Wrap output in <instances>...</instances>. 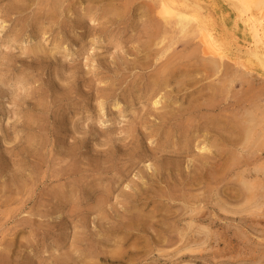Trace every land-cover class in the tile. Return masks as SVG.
<instances>
[{
    "label": "rangeland",
    "instance_id": "obj_1",
    "mask_svg": "<svg viewBox=\"0 0 264 264\" xmlns=\"http://www.w3.org/2000/svg\"><path fill=\"white\" fill-rule=\"evenodd\" d=\"M158 1L0 0V264H90L96 246L105 251L102 256L114 259L99 264H264V215L245 221L241 214L226 212L229 220L212 222L216 208L210 203L200 221L215 234L208 248L195 251L198 257L177 254L178 241L158 240L154 228L162 227L161 221L151 229H135L119 245L124 232L118 227L133 213L157 206L163 213L186 211L183 197L171 201L166 196L173 189L168 181L175 180L179 192L196 196V205L209 198L205 187L182 185L175 174L149 177L147 163L178 157L171 154V145L179 133L167 110L177 106L178 114L205 101L211 89L219 91L217 100L222 94L221 105L235 120L243 100L252 108L260 95L264 103V82L251 68H245L243 88L239 65L222 66L217 73L205 67L210 62L203 58L195 34H184L175 20L158 17ZM153 26L161 32L154 33ZM166 73L173 74L169 82L159 81L157 75ZM118 102L121 108L115 107ZM202 136L193 155L204 144ZM263 144L264 138L255 165L264 166ZM238 155L228 191L239 186V173L246 168ZM223 183L209 193L213 203L223 198ZM126 191L152 193L156 200L137 204ZM231 203L232 208L238 204ZM183 218L185 228L188 217ZM179 236L174 232V240Z\"/></svg>",
    "mask_w": 264,
    "mask_h": 264
},
{
    "label": "bare ground",
    "instance_id": "obj_2",
    "mask_svg": "<svg viewBox=\"0 0 264 264\" xmlns=\"http://www.w3.org/2000/svg\"><path fill=\"white\" fill-rule=\"evenodd\" d=\"M157 6L160 7V9L156 12L158 17L164 19L166 22H169V23L175 20L179 26L180 31H182L184 34H188L189 32H192L193 34H195V37L198 40L199 50L201 51L203 58L206 60L209 59L208 62H210V64L207 62L208 65H206L205 67L208 66L210 69H212V71L214 68L216 69L215 73H217L219 72V69L222 66L224 70L225 69L224 66L228 65L232 67V65L234 64L239 65L241 67V70H240L241 71V81L240 82L242 84V87L245 84L247 80V76H248V72H246L245 68H251L252 74L258 76L257 79L264 82V0H159ZM245 10L247 11L246 13H244ZM158 22H156V26H158L157 24ZM159 24L161 25V22ZM156 26H153V28ZM156 28L159 30L154 29L153 32L156 34H159L161 30L158 27ZM151 37H154V35H151ZM150 38L149 40L152 39ZM173 40L171 39V41ZM152 41L155 44L157 42V41H154V38ZM150 42L151 41H149V46L152 45L151 43H153V42L151 43ZM144 43L147 44L146 42ZM247 43L249 44V48H245V45ZM170 45H171V42H170ZM151 48L153 49V47H150V49ZM158 52H159V49H158ZM198 57L200 56L198 55ZM200 60H201V57H200ZM187 62L189 63V61ZM192 63H195V62H192ZM174 64L176 63L174 62ZM160 70L161 68L159 69V71ZM171 71L170 72L168 71V73H171ZM172 75L173 74H171V76ZM210 75H212V73ZM157 76L159 77L158 80L159 81L162 80L163 83L169 82L170 77H171V76L169 77L167 73L166 75L163 74V75H160V76L157 75ZM181 76L183 78V75ZM182 80L181 82L178 80L180 84H183V82L184 83L186 82V80L184 81ZM219 85L221 86V83L220 84L218 83V87ZM179 88H181V86H179L178 89ZM210 88L212 87L210 86ZM167 93H166V96H167ZM218 94H220L218 90L211 89V93H209L208 95L206 94V97L204 99L205 101H202L201 103L196 102V104H191V106L189 105L187 107H185V104H184V106L182 107L183 108L185 107V108L184 109L182 108L183 109L182 112H179L178 114L176 110L174 109L175 107L177 108V106L173 107V104H172L173 109L167 110V111H170V116L169 115L168 116H169V120L170 119L172 120V118L173 119L175 118V122H174V125H176L175 131L179 133V136L177 139H174L172 141L173 144L171 145V147H172L173 152L171 154L175 155V157L176 156L178 157L174 158L170 156V157H167L165 160H162V162L160 163L156 161L149 162L146 164V167H147V170L150 172L148 174L150 175L149 177L151 180H155L157 179V177H159L160 179L161 177L165 176L166 173H168L169 176H172L173 174H175V176L176 175L180 176V177H176L179 179L180 184L187 185V186L191 185L192 187L193 185L197 184L198 186L205 187L206 191L209 193L215 191L219 187V184L224 182L223 184H225L226 188L224 192L222 191V193H224L225 197L223 196L221 200L218 199L215 203H213V200L210 194L208 193L207 195L209 198L208 200L206 199L207 201H204L205 202L204 205L202 204V202L196 205L195 203L198 200L196 196L192 197L191 194L187 191L179 192L180 188H178L177 182L175 180L173 183H171V181H168L169 185L173 184L172 185L173 189L171 190V193L169 194L166 193V196L168 197L169 200H171L173 197H181V198L183 197V199L186 200V206H185L186 209H184L186 211H184L183 213H178L176 211H171L167 209V211L163 213L161 212L162 209L157 206L155 207V209H151L148 213H145L144 209H141V211H139L137 215L136 213H133L129 221H122L118 227L119 231L124 232V234L122 236H119L120 238H118V241H120V243L118 242L119 245L122 246L123 244L127 243L129 239L133 236L134 234L133 231L135 229L147 230L148 228L153 227L157 222L161 221L160 226L162 227L158 229L154 228V231H156L155 235H158L159 237L158 240H162V238L164 237V239H166L169 242L175 243L178 241L179 243H181V245H179L177 248L175 246L177 254L182 253V256L196 257L197 254L195 251H197L198 248L200 249L201 247L202 249H204L205 247L208 248L211 245V239L212 237H214V234H215V231L212 230V228L209 225L202 224L200 221V220H205L204 217L207 214H206V211L202 209L203 207H205V205L207 206L208 203L215 205L214 208H216V211L213 214H211V217H210L212 222L214 220H223V219L229 220L230 217L226 214V212L227 213L234 212L235 214H241L239 216L240 220H245V221L246 220L253 221L252 215L254 216V218H256L257 216L263 217L264 215V166H262L261 163L259 165L258 164L255 165V163H257L256 160L258 159V155H256V152H257V149H259L260 144L264 138V103H261L263 98H261V96L258 95L259 97L256 98V101L255 100L252 101L253 107L249 108L248 105H246V103L245 104L242 103L244 100L242 101L243 97L240 96L241 99L239 98L238 101H242L240 103V107L242 109L239 108L240 110L238 114L240 113V115L234 116L236 118L235 120L232 116H230L226 107L221 105L224 99L221 96L222 94L219 97L220 99L217 100ZM200 98L202 99L204 98V96H200ZM154 101H155L154 106L159 105V100H154ZM121 106L122 104L118 102V104H116L115 107L121 108ZM231 106L232 105H230V107ZM169 108H171V106H169ZM194 113L198 114L199 118L196 117V114L194 115ZM184 115H188V116L184 117ZM171 124L173 123L171 122ZM159 126H155V127H159ZM201 135H203L202 137H204L203 139L204 144H202L199 147L198 152L195 155H193L192 154L193 146H195V141L199 139ZM234 146L236 147L234 148ZM234 149H237V151H234ZM260 152H261V149H260ZM190 153L192 156H189ZM186 154L188 156H186ZM237 155L239 157V158L237 157L238 158L237 160L240 161L241 166H245L246 168H244L242 172L239 173L240 174V181H238L240 182L239 186L236 185L237 188L233 187L230 191H228L229 189L227 185L229 182L228 179H230L229 176L231 174V171L234 169L233 163L236 164V162L235 161L233 162V160L234 158L236 159ZM185 161H187L186 169L191 167L190 171L182 167ZM152 171H155V172H152ZM165 179H167V177H165L164 180ZM231 180L233 181V179ZM146 190L148 189H145V191ZM127 194L129 195L131 200L135 201L137 204H140L138 202H146V204L149 205L150 202L154 200L152 196L154 194L151 193V195H146L144 191L142 192L136 191L133 193L127 192ZM155 200L153 202H155ZM161 201L163 202V200ZM232 201H236V203L238 202V204H236V206H234L233 208L230 205L232 204L231 203ZM170 204H172V202H170ZM132 209L133 208H131V210ZM207 210L209 211V209ZM221 211H225L224 212L225 214ZM156 212H158V214L161 215V220L159 218L155 219V217L158 215ZM184 215L188 217L185 228L182 227L181 225L184 219L183 218ZM211 221L210 223H212ZM174 232L175 233L178 232L180 235L179 238L176 240H174ZM219 237L221 238V236ZM208 242L209 244H207ZM196 243H198L197 246L194 245ZM98 247L99 246H96L94 248L95 250H94L93 256L96 257V259L94 263H90V264H99L98 261L102 259L106 261H110V262L114 261L113 257L104 256V255L103 257L102 253L104 252L105 254V251L98 249ZM131 248H132V245H131ZM185 251H189L190 253L185 252Z\"/></svg>",
    "mask_w": 264,
    "mask_h": 264
}]
</instances>
